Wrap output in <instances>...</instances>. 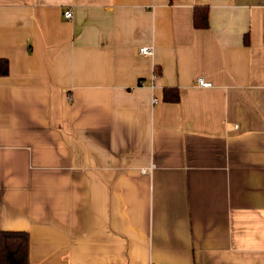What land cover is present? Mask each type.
<instances>
[{
    "label": "crops",
    "instance_id": "0c3cea01",
    "mask_svg": "<svg viewBox=\"0 0 264 264\" xmlns=\"http://www.w3.org/2000/svg\"><path fill=\"white\" fill-rule=\"evenodd\" d=\"M0 60L30 264H264V0H0Z\"/></svg>",
    "mask_w": 264,
    "mask_h": 264
},
{
    "label": "trees",
    "instance_id": "16d2710c",
    "mask_svg": "<svg viewBox=\"0 0 264 264\" xmlns=\"http://www.w3.org/2000/svg\"><path fill=\"white\" fill-rule=\"evenodd\" d=\"M196 28H208V12L206 9H196L194 16ZM7 61L0 60V76L8 74ZM165 100L177 102L179 96L176 92L165 91ZM0 264H30L29 262V235L17 232L0 231Z\"/></svg>",
    "mask_w": 264,
    "mask_h": 264
},
{
    "label": "built area",
    "instance_id": "2783aa9c",
    "mask_svg": "<svg viewBox=\"0 0 264 264\" xmlns=\"http://www.w3.org/2000/svg\"><path fill=\"white\" fill-rule=\"evenodd\" d=\"M65 17L66 19L70 20L73 18V13L72 11H66L65 13ZM140 55H143V56H153L154 55V47H142L140 48V51H139ZM197 84L200 86V87H203V88H210L212 85L211 83L205 81L204 79H199L197 81ZM158 100L157 99H154L153 100V103H157Z\"/></svg>",
    "mask_w": 264,
    "mask_h": 264
}]
</instances>
